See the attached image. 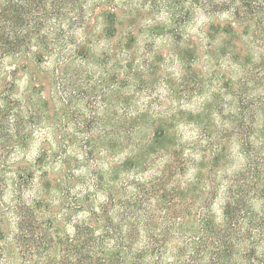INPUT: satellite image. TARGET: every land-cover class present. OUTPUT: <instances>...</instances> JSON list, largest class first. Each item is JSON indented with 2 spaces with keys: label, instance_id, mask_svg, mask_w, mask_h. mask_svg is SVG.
Returning a JSON list of instances; mask_svg holds the SVG:
<instances>
[{
  "label": "trees",
  "instance_id": "trees-1",
  "mask_svg": "<svg viewBox=\"0 0 264 264\" xmlns=\"http://www.w3.org/2000/svg\"><path fill=\"white\" fill-rule=\"evenodd\" d=\"M200 1L208 3V16L225 17L223 23L208 30L210 37L222 38L224 59L230 56L228 63L241 67L245 81L264 84V0H0V94L8 99L15 88L7 77L15 79L18 71L4 69L7 58L41 64L61 55L56 52L67 47L64 35H60L66 19H87L100 8L99 16L112 25L117 21L115 10L144 16L146 9L150 14L162 8L166 16L160 21L162 25L137 33L154 36V30L161 28L170 35L174 33L171 25L183 27L192 7ZM51 22L54 37L48 40L47 32L38 26ZM58 27L60 33L56 32ZM137 36L131 34L123 44L118 42L113 59L114 67L121 70L119 61L125 57L123 68H129V76L140 84L145 70L140 65H128ZM254 49L259 52L253 53ZM76 57L82 60L74 67L86 64L82 52ZM68 67L69 62L61 58L52 71L62 90L67 87ZM115 72L113 81L117 82L120 75ZM127 84L129 80L122 86ZM72 93L59 92L61 107L70 103ZM112 93L114 106L120 104L125 110L128 102L118 90ZM29 99L39 110V114L30 112L32 120L37 124L44 121L47 98L33 88ZM257 100L261 107L258 114L254 109L248 111L251 128L231 131L223 138L208 137V154H203L208 156L202 157L184 180L180 174L187 172L191 160L181 159L183 152H178L175 138L168 134L178 122L147 115L131 118L122 126L115 120L116 129L112 126L107 138L94 137L99 142L95 150L126 157L109 164L107 176L95 172L94 184L83 194L79 190L82 176L77 170L70 168L68 175L63 167L51 168L46 178L37 177L34 183L35 174L28 167L16 169L8 185L14 205L6 207L0 202V264H264V92ZM256 118L263 122L261 128ZM238 121L232 116L224 120ZM216 124L213 113H208V129ZM21 136V148L25 149L32 134ZM42 142L53 149L61 141L56 137L52 142L48 138ZM156 153L162 158L158 177L128 184L126 171L144 167ZM45 157L44 153L38 156V166ZM180 162L187 167L181 169ZM60 172L59 177L56 174ZM24 173L27 180H19ZM34 191L35 196L28 199L26 194ZM99 192L102 195L96 204Z\"/></svg>",
  "mask_w": 264,
  "mask_h": 264
},
{
  "label": "rangeland",
  "instance_id": "rangeland-1",
  "mask_svg": "<svg viewBox=\"0 0 264 264\" xmlns=\"http://www.w3.org/2000/svg\"><path fill=\"white\" fill-rule=\"evenodd\" d=\"M100 10L95 8V12L87 19H74L71 22L64 20L61 27L63 32L60 33L59 27L56 31L64 35L63 42L67 46L65 50L56 52H60V56L50 57L41 64H35L32 60L14 61L12 58L4 61L5 70L18 71L15 79L7 77V82L13 81L15 84L13 93L8 95V99L0 94V202L6 207L14 205L13 191L8 185L16 169L24 171L23 168L28 167V171L35 174L32 179L34 183L38 182L37 177L46 178L47 170L51 168L63 167V172L68 170V175H71L70 168L77 170L82 176V183L79 184L81 194L94 184L95 172L100 171L107 176L109 164L123 161L126 155L117 156L105 150L100 152L98 148L95 150L99 142H95L94 137H106L111 133L112 126L116 129L115 120H119L122 126L131 118L145 115L166 121L174 118L178 123L174 130L169 129L168 134L175 138L178 152H183L181 159H189L192 163L188 165L185 174H180V179L184 180L192 174L201 158L208 156L203 155L208 154V137L213 135L223 138L231 131H239L243 127L249 130L252 115L248 111L254 109L258 114V108H261L258 107L257 99L264 92V84L245 81L241 67L228 63L231 61L230 56L224 59L222 38L208 35L212 25L221 24L225 19L222 15L208 16V3L200 1L192 7L183 27L171 25L174 33L170 35H165L161 28L154 30L157 34L154 36H148L146 32L137 33L139 30L161 26L160 21L166 17L162 8L153 10L150 13L153 15L145 13L149 10L146 9L144 16L135 13L123 15L124 12L115 10L117 21L112 25L99 16ZM67 14L71 15L70 12ZM87 14H90L89 10ZM137 14H142V11ZM72 15L74 17L75 14L72 12ZM51 24L38 26L47 32L48 40L54 37ZM131 34L138 36L128 55L132 61L128 65H140L141 70H145L140 84L129 76V68H123L125 57L119 61L122 64L121 70L114 67L113 54L118 42L123 44ZM210 34L213 36L212 31ZM35 51H31V58L35 57ZM81 52L87 58L86 64L74 67L82 60L76 57ZM252 52L259 51L254 49ZM61 58L69 62L65 70L68 73L66 90H62L55 83V78H52L55 63ZM22 65L26 69L21 68ZM115 71H119L120 75L117 82L113 81V76H117ZM125 80H129V84L122 86ZM33 88L36 92L42 91L49 103L47 118L38 124L30 115L33 111L39 114L38 108L34 109L29 99ZM2 89L3 83L0 84V91ZM117 90L122 100L128 102L125 110L121 108L122 105L115 107L113 104L112 92ZM60 91L75 92L64 108L59 102ZM53 99L56 105H53ZM5 108H8L7 115L4 113ZM208 113H213L217 123L215 126L210 125L209 129ZM230 116L240 121L235 124L224 122ZM255 120L261 128L263 122L259 118ZM42 122L45 124L42 125ZM23 133L32 134L31 142L25 149L21 148L20 143ZM56 137L61 142L53 149L42 142L44 138L52 142ZM41 153L46 156L42 168L37 164ZM155 156L144 167L126 171L128 184L133 180L148 182L158 177L162 158L159 153ZM77 163L79 167H75ZM181 165L180 162L181 169L187 167ZM61 174L56 175L60 177ZM26 175L21 174L19 180H27ZM104 186L105 183L99 190ZM118 186L122 187L123 184ZM35 194L36 191L28 192L26 196L29 199ZM101 195L99 192L96 204Z\"/></svg>",
  "mask_w": 264,
  "mask_h": 264
}]
</instances>
